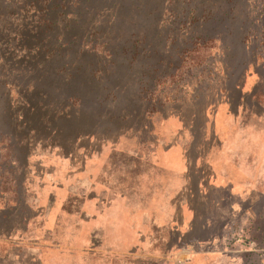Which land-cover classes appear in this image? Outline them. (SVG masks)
I'll list each match as a JSON object with an SVG mask.
<instances>
[{"label":"rangeland","instance_id":"1","mask_svg":"<svg viewBox=\"0 0 264 264\" xmlns=\"http://www.w3.org/2000/svg\"><path fill=\"white\" fill-rule=\"evenodd\" d=\"M13 1L0 264H264V0Z\"/></svg>","mask_w":264,"mask_h":264},{"label":"trees","instance_id":"2","mask_svg":"<svg viewBox=\"0 0 264 264\" xmlns=\"http://www.w3.org/2000/svg\"><path fill=\"white\" fill-rule=\"evenodd\" d=\"M23 1H25V2H23ZM26 1H28V0H14L13 3L18 4V6H20V10L27 11L31 7H33L32 8V11H33L34 9L37 8L38 2H40L41 0H32L30 4H29L30 0L28 2H26ZM227 2L231 5L230 6V8H231L230 13L234 14L239 3L243 2V0H227ZM28 4H29V6H28ZM56 8H57V6L55 7V5H53L52 11H54V9H56ZM25 13L29 14L27 12H25ZM10 16H11V14H10ZM16 16H17V14H16ZM231 16H230V18H231ZM9 17L6 16L5 14L0 15V41H1L2 37L13 36L14 38L8 42V46L10 48V51L13 52V54H15L14 56H16V53H18L19 55L17 56V58H19L21 60V62H23L25 65H29L30 62L32 61L30 43L33 40V38L30 35L29 36L27 35V26H28V19L29 18H26V17L23 18L20 21V24L16 25L15 29H9L11 26V24L9 22V20H10ZM216 22L217 21H214V23H216ZM218 24H223V21L222 22L219 21ZM239 31H242L241 27L239 28ZM228 34L232 38H235V35L231 31ZM213 40H215V41L220 40V42H221L223 40V38H221L220 36H217V37H214ZM138 43H139L138 40L135 41V44H138ZM243 43H244V40L241 44H243ZM108 53H109V55H113L111 50H108ZM51 57H52V55L49 56V58H51ZM0 59H4L2 57V45L1 44H0ZM112 65H115V62H113ZM13 73L16 74V76L18 75V77H19V76H21V74L25 73V71L22 72V70L17 69V70H13ZM4 137H9V136L6 135Z\"/></svg>","mask_w":264,"mask_h":264},{"label":"crops","instance_id":"3","mask_svg":"<svg viewBox=\"0 0 264 264\" xmlns=\"http://www.w3.org/2000/svg\"><path fill=\"white\" fill-rule=\"evenodd\" d=\"M258 248H259V251H256V252H254V251L253 252H246V254H248V255L253 254V255L257 256L261 260V262L264 263V246H259ZM241 261H243V260H239V263L240 264H242Z\"/></svg>","mask_w":264,"mask_h":264}]
</instances>
